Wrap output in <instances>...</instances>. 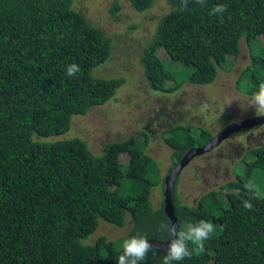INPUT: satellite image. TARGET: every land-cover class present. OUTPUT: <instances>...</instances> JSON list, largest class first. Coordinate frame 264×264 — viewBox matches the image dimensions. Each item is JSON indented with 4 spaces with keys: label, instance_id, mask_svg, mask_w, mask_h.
<instances>
[{
    "label": "trees",
    "instance_id": "1",
    "mask_svg": "<svg viewBox=\"0 0 264 264\" xmlns=\"http://www.w3.org/2000/svg\"><path fill=\"white\" fill-rule=\"evenodd\" d=\"M147 11L156 0H129ZM171 11L158 23L141 61L147 84L164 93L178 91L186 81L213 83L224 65L220 56L240 53L242 38L251 44V64L239 80L252 94L264 80V0H206L201 7L188 0H167ZM223 14L209 15L218 4ZM122 8L115 1L116 16ZM165 50L169 60L158 54ZM112 41L75 7V0H0V264H117L122 242L141 234L166 242L161 222L171 225L165 195L159 205L151 194L166 177L147 152L149 137L109 142L96 155L80 137L68 138L75 116L110 101L123 77H103L96 70L112 55ZM76 63L72 78L66 67ZM244 79H246L244 81ZM177 124L164 142L173 150L171 171L186 153L216 136L210 129ZM122 145V147L120 146ZM129 161L124 164L120 151ZM174 190L177 228L181 223L207 220L215 231L205 241V253L173 264H264V198L252 199L247 181L264 192V147L242 160L218 189L200 196L194 206L182 203ZM127 235L94 242L101 222L124 227ZM191 248V245L189 246ZM166 249L154 247L140 264H162Z\"/></svg>",
    "mask_w": 264,
    "mask_h": 264
},
{
    "label": "rangeland",
    "instance_id": "2",
    "mask_svg": "<svg viewBox=\"0 0 264 264\" xmlns=\"http://www.w3.org/2000/svg\"><path fill=\"white\" fill-rule=\"evenodd\" d=\"M115 1L122 8L113 16L111 9ZM75 7L102 28L112 41V55L96 70V75L123 77L125 82L106 104L92 108L86 115L75 116L66 137L85 139L91 150L101 155L107 143L132 135L141 138V130L146 129L147 152L156 159L161 176L166 177L171 172L173 150L164 142V136L172 126L192 125L193 130L203 127L218 135L231 123L256 117L254 109L241 108L251 96L242 91L238 83L243 70L252 62L251 44L246 38L240 41L239 55L219 57L225 63L219 66L213 83L197 85L186 81L176 92H158L146 82L141 57L159 21L171 11L167 0H156L147 11H137L129 0H75ZM259 41L264 46L263 36ZM158 54L163 60L170 59L163 49ZM262 147L264 122L234 130L211 150L194 156L179 173L178 194L182 203L194 206L202 194L232 179L239 163L260 154ZM120 159L128 163L129 155L125 150L120 151ZM163 191L161 185L152 191L156 206L164 197ZM131 227V220L124 227L103 221L90 241L94 242L101 235L117 240L127 235Z\"/></svg>",
    "mask_w": 264,
    "mask_h": 264
},
{
    "label": "clouds",
    "instance_id": "3",
    "mask_svg": "<svg viewBox=\"0 0 264 264\" xmlns=\"http://www.w3.org/2000/svg\"><path fill=\"white\" fill-rule=\"evenodd\" d=\"M196 3L201 7H206V0H196ZM187 4L188 0H182L180 10L186 8ZM227 10L228 5L218 3L210 9L209 15L219 14L222 19ZM79 71L80 67L76 63H71L66 67V75L69 78L74 77ZM241 108L245 111L250 108L254 109L257 117H264V80L259 83L257 90L251 94L246 104ZM244 189L249 193V199L243 200V206L247 210H252L253 204L250 200L264 198V192H261L252 181H247L244 184ZM158 230L166 231L172 237L168 243L166 254L163 256L162 264H173L174 261H182L186 257L191 258L193 254L203 255L206 250L205 241L215 231V226L213 223L201 219L195 223H181L179 228L161 222ZM153 248V244L144 235L137 234L126 238L122 242V253L117 258V264H140Z\"/></svg>",
    "mask_w": 264,
    "mask_h": 264
},
{
    "label": "water",
    "instance_id": "4",
    "mask_svg": "<svg viewBox=\"0 0 264 264\" xmlns=\"http://www.w3.org/2000/svg\"><path fill=\"white\" fill-rule=\"evenodd\" d=\"M264 122V117H253L250 119H246L241 122H237L234 124L229 125L225 130H223L220 134L214 136L212 140L207 143L205 146L201 148H194L191 149L186 153L184 158L181 160V162L166 176L165 179V210L168 214V216L171 219V225H175L177 227L178 225V219L175 216V205H174V190H175V180L176 177L179 175L183 167L186 166V164L196 155L204 153L206 151L211 150L215 145H217L220 141H222L223 138L227 137L228 134L233 132L234 130H238L241 128L250 127L256 124H261ZM172 237L170 236V239ZM170 239L166 242L156 241V240H149L151 244H153L154 247H162L164 249H167L168 243Z\"/></svg>",
    "mask_w": 264,
    "mask_h": 264
},
{
    "label": "flooded vegetation",
    "instance_id": "5",
    "mask_svg": "<svg viewBox=\"0 0 264 264\" xmlns=\"http://www.w3.org/2000/svg\"><path fill=\"white\" fill-rule=\"evenodd\" d=\"M253 118V117H252ZM247 119H250V118H247ZM244 120H246V119H244ZM244 120H239V121H236V122H234V123H237V122H241V121H244ZM234 123H231V124H234ZM230 124V125H231ZM247 128V127H246Z\"/></svg>",
    "mask_w": 264,
    "mask_h": 264
}]
</instances>
